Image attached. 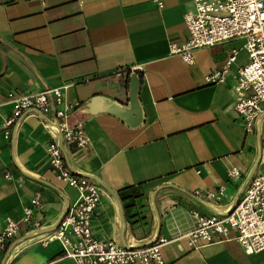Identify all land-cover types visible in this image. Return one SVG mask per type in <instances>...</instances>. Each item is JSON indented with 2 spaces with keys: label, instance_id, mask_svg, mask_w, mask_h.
<instances>
[{
  "label": "crops",
  "instance_id": "1",
  "mask_svg": "<svg viewBox=\"0 0 264 264\" xmlns=\"http://www.w3.org/2000/svg\"><path fill=\"white\" fill-rule=\"evenodd\" d=\"M0 0V228L6 216L18 220L34 196L33 217L41 226L22 228L0 264H76L60 257L52 231L77 190L56 177L46 145L56 143L66 166L95 181L101 196L93 233L124 246L144 245L157 236L165 264H264V249L245 253L235 240L189 248L181 234L192 229L189 210L223 214L264 172L261 137L264 114L247 131L233 108L227 83H209L232 49V70L248 61L241 38L200 47L186 64L170 51L188 37L184 14L193 0ZM136 70L143 122L127 125L109 112L84 114L96 95L129 105L128 82ZM61 88L70 124L82 122L86 152L68 144L50 111L28 110L6 136L9 90L21 93ZM237 168L240 176L230 177ZM9 174L10 178H6ZM219 185L221 200L196 196ZM127 189L124 199L119 190Z\"/></svg>",
  "mask_w": 264,
  "mask_h": 264
},
{
  "label": "built area",
  "instance_id": "2",
  "mask_svg": "<svg viewBox=\"0 0 264 264\" xmlns=\"http://www.w3.org/2000/svg\"><path fill=\"white\" fill-rule=\"evenodd\" d=\"M162 6V0H155ZM194 8L183 18L188 37L179 42H171L170 51L180 56L186 64L194 62V51L200 47L224 43L241 38L248 61L232 70L237 50L232 49L223 65L206 75L209 83L224 82L234 92L233 108L243 120L247 131L252 130L257 118L264 114V0H193ZM136 71V70H134ZM7 102L11 103V113L3 120L6 136L18 124L28 110L39 114L52 112L58 121L57 130L70 145L86 152L88 138L81 121L70 124L69 112L74 104L62 103L61 88H45L37 92L21 93L9 90ZM49 165L56 177L77 190L76 200L60 218L56 227L45 233L42 243L58 240L62 250L60 257L71 258L76 264H165L162 248L169 241L157 236L144 245L124 246L113 239L96 236L92 222L101 196L99 185L82 174L72 172L65 163L61 148L54 142L46 145ZM261 160L264 163V134L261 137ZM230 177L240 176L237 168L228 170ZM10 178L9 174H5ZM206 199L221 200L224 186L204 193L195 191ZM40 201L34 196L23 207L18 220L6 216L0 228V260L10 242L22 228L35 230L41 226L40 220L33 217L39 210ZM195 220L192 229L181 234L189 248L200 247L227 240H235L245 253L264 249V172L248 182L242 195L223 214L204 215L195 209L189 210Z\"/></svg>",
  "mask_w": 264,
  "mask_h": 264
},
{
  "label": "water",
  "instance_id": "3",
  "mask_svg": "<svg viewBox=\"0 0 264 264\" xmlns=\"http://www.w3.org/2000/svg\"><path fill=\"white\" fill-rule=\"evenodd\" d=\"M140 82L141 80L136 71H133L129 76L128 82V106H124L120 102L105 96L96 95L90 98L81 112L84 114L109 112L118 116L129 126L140 125L143 122V111L138 98Z\"/></svg>",
  "mask_w": 264,
  "mask_h": 264
},
{
  "label": "trees",
  "instance_id": "4",
  "mask_svg": "<svg viewBox=\"0 0 264 264\" xmlns=\"http://www.w3.org/2000/svg\"><path fill=\"white\" fill-rule=\"evenodd\" d=\"M127 191V189H122V190H119V195H120V197L122 198V199H124V194H125V192Z\"/></svg>",
  "mask_w": 264,
  "mask_h": 264
}]
</instances>
